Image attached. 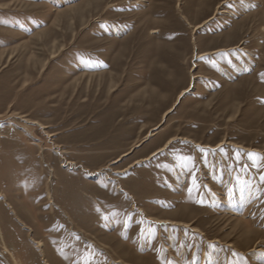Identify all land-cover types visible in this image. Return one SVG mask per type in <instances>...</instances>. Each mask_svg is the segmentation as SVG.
I'll return each instance as SVG.
<instances>
[{"label":"rangeland","instance_id":"obj_1","mask_svg":"<svg viewBox=\"0 0 264 264\" xmlns=\"http://www.w3.org/2000/svg\"><path fill=\"white\" fill-rule=\"evenodd\" d=\"M262 177L264 0H0V264H264Z\"/></svg>","mask_w":264,"mask_h":264},{"label":"snow or ice","instance_id":"obj_2","mask_svg":"<svg viewBox=\"0 0 264 264\" xmlns=\"http://www.w3.org/2000/svg\"><path fill=\"white\" fill-rule=\"evenodd\" d=\"M249 156H250V158L251 157L259 158L258 154H255V153H250ZM261 179L264 180V177H262ZM193 184L195 186V178L193 179ZM190 191H191V189H190ZM262 255H264V254H262Z\"/></svg>","mask_w":264,"mask_h":264},{"label":"bare ground","instance_id":"obj_3","mask_svg":"<svg viewBox=\"0 0 264 264\" xmlns=\"http://www.w3.org/2000/svg\"><path fill=\"white\" fill-rule=\"evenodd\" d=\"M229 70V69H228ZM163 150V149H162ZM157 153V152H156ZM155 154V153H154ZM67 164H69V163H67ZM72 164V163H71ZM170 223V222H169ZM35 244H36V246L38 247V248H42V243L40 242V241H37V242H35Z\"/></svg>","mask_w":264,"mask_h":264}]
</instances>
